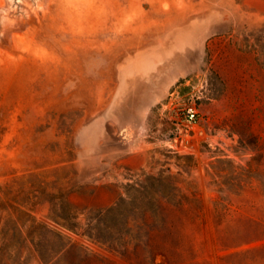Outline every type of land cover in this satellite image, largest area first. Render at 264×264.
<instances>
[{"label":"rangeland","instance_id":"374dc122","mask_svg":"<svg viewBox=\"0 0 264 264\" xmlns=\"http://www.w3.org/2000/svg\"><path fill=\"white\" fill-rule=\"evenodd\" d=\"M262 26L264 0H0V264H264ZM167 166L177 191L134 188ZM125 189L110 247L50 219Z\"/></svg>","mask_w":264,"mask_h":264},{"label":"trees","instance_id":"16d2710c","mask_svg":"<svg viewBox=\"0 0 264 264\" xmlns=\"http://www.w3.org/2000/svg\"><path fill=\"white\" fill-rule=\"evenodd\" d=\"M254 44H255V50L257 53V58L264 65V26L259 28L258 35H256L255 37ZM172 178H173V175L171 173V167L167 166L166 169H164L159 176H154V175L147 176V179H153L155 182H150L149 185H147L144 182L143 183L136 182L134 184V188L138 191L144 190L145 196H147L146 194H151L150 189L153 190L154 194H156L158 191L164 192L165 194H172L171 193L172 190L177 191L176 186L172 188L169 185L168 186L165 185V183L167 184L169 179H172ZM156 184H163L164 185L163 189H159L158 187H156ZM128 185H131V184H128ZM125 193L127 195L124 196L121 194V196L119 197V199L113 206L106 208V209L98 210L96 214V218L95 219L88 218L87 221L84 223V225L80 226V225L73 223L70 215L66 214L67 207L65 206L64 203L60 204L59 211H55L54 215L51 216L50 219L55 224L59 225L63 229L71 231L77 235L84 236L93 242L100 243L104 246L110 247L109 239L102 232V225H105L104 217L108 216L109 214H112V212L114 211L119 210L120 206H122L123 203L125 202L126 197L129 196V193L126 189H125ZM146 207H150L151 209H145ZM154 207H155V203L154 204L151 203L150 205L148 204L141 205V207H138V208L144 209L143 213L147 215L149 210L150 212L153 211ZM54 235L57 236L58 238L62 237V234L60 232H56ZM68 245H69L68 242H63L59 248L60 250L58 254L62 253L67 248Z\"/></svg>","mask_w":264,"mask_h":264},{"label":"built area","instance_id":"2783aa9c","mask_svg":"<svg viewBox=\"0 0 264 264\" xmlns=\"http://www.w3.org/2000/svg\"><path fill=\"white\" fill-rule=\"evenodd\" d=\"M198 110L195 105L190 104L187 105L185 108V121L187 124H193L197 121L198 119Z\"/></svg>","mask_w":264,"mask_h":264}]
</instances>
